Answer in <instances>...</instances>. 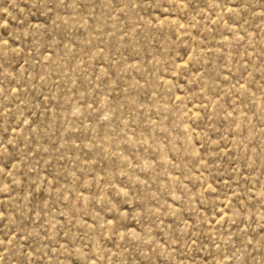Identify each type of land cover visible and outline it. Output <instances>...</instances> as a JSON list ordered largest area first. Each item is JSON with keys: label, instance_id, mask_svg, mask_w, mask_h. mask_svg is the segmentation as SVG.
<instances>
[{"label": "rangeland", "instance_id": "rangeland-1", "mask_svg": "<svg viewBox=\"0 0 264 264\" xmlns=\"http://www.w3.org/2000/svg\"><path fill=\"white\" fill-rule=\"evenodd\" d=\"M0 264H264V0H0Z\"/></svg>", "mask_w": 264, "mask_h": 264}]
</instances>
